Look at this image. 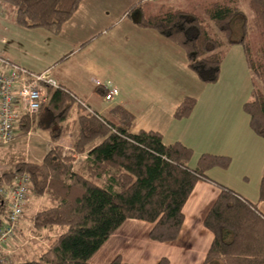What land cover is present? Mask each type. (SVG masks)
<instances>
[{"label": "trees", "instance_id": "obj_1", "mask_svg": "<svg viewBox=\"0 0 264 264\" xmlns=\"http://www.w3.org/2000/svg\"><path fill=\"white\" fill-rule=\"evenodd\" d=\"M11 5L17 23L59 34L82 0H0ZM145 1L134 3L136 23L151 28L187 56V65L203 83H215L221 73L225 39L244 48L253 79L251 98L243 107L250 126L264 138V47L258 60L247 41L248 23L244 11L234 5L214 2L206 12L222 36L213 35L207 19L192 10L172 9L144 15ZM256 26L264 34V0H249ZM144 10V11H143ZM242 30L239 37L237 31ZM256 81H260L262 87ZM100 88V87H99ZM101 93L104 90L100 88ZM47 100L33 116L19 121L21 134L32 125L48 130L55 142L41 161L25 157L10 159L0 174V186L13 183L16 174L30 175L29 192L47 196L46 203L31 214L32 228L46 241L40 253L17 264H93L91 257L127 219L153 223L150 238L159 242L176 240L184 222V204L196 181L207 177L215 165L227 166L229 156L203 153L195 167L189 162L193 148L180 141L165 143L162 132L139 129L135 114L122 104L105 115L91 112L78 96L60 85L46 88ZM197 102L187 95L174 117L191 114ZM72 133L69 145L61 140ZM59 141V142H58ZM68 148V149H66ZM79 159V155H84ZM208 178V177H207ZM264 198V177L260 184ZM7 203L0 193V226L7 217ZM213 241L203 264H264V218L256 204L234 190L222 187L205 217ZM103 264H133L116 257ZM157 264H169L165 257Z\"/></svg>", "mask_w": 264, "mask_h": 264}, {"label": "crops", "instance_id": "obj_2", "mask_svg": "<svg viewBox=\"0 0 264 264\" xmlns=\"http://www.w3.org/2000/svg\"><path fill=\"white\" fill-rule=\"evenodd\" d=\"M138 1H128L121 9H125L127 13V10ZM82 7H84L83 1L77 11ZM105 8L106 15L101 19L105 18L102 22L106 24L105 26H108L113 21L109 18L110 7L106 6ZM157 10L152 11V13H156ZM143 13L146 15V11ZM72 17L63 24L60 33L64 34L72 28L75 32L70 36L74 40L75 35H82L81 29L86 25L77 27L79 23H71ZM107 18H109L108 24L105 21ZM3 19L7 18L0 16V27ZM130 21L132 22L128 23L129 27L126 28V32L123 33L121 28L113 32L110 40H115V42L121 40L124 46L123 49L113 53L115 60L110 62L106 61V53H104L105 44L110 42L101 41L99 38L103 37L104 34L102 33H105V29L100 31L95 29L96 31L92 34L88 33V35L76 41L72 47L73 49L56 55L52 60L53 63H50L51 61L49 63L37 62V60L26 56L25 51L15 50V47L9 44L4 47L0 46V55L34 71L49 70L51 77L59 85L65 86L74 92L102 115L107 114L113 105H124L136 116L137 124L134 131L142 128L155 129L162 132L165 143L180 141L193 148V156L189 162L192 167L197 165L198 159L203 153L230 157L227 166L215 165L210 167L206 170L208 178L201 177L196 181L190 196L184 204V222L180 235L176 240L169 242L155 241L149 235L153 223L143 219L129 218L118 227L90 259L93 264L108 263L116 257L133 264H157L161 258L165 257L169 260V264H203L214 236L212 231L205 226L204 220L218 198L222 187H228L243 198L256 204L264 218V198L260 197V184L264 177V138L258 135L250 126V118L243 105L251 96L247 95L245 91L242 93L244 95L242 98L234 96V93L232 96L226 97L224 93H221L222 91L217 93L213 91V94L206 97H200V95L197 97L198 95H196L197 102L191 114L183 118L174 117V111L183 98L187 95L195 96L196 92L186 87L187 82L195 83L198 81L196 83H199L200 80L188 67L183 72V80H181L179 86L175 82H168V78L164 76L163 71L160 72L162 70L161 65L155 67V71L152 72V59L155 54V58H158L160 52L173 53L174 51H180V49H175L176 46L168 40L166 41L155 30L138 27L135 18ZM45 31L57 36L47 30ZM3 38H0V40ZM99 50L102 54L96 55ZM77 52L81 53V56L77 57L81 61V65L75 66L76 60L74 58ZM129 60H131V65L127 64L125 66ZM222 73L221 68L220 77ZM93 77L114 81L113 84L119 88V93L114 96L113 102L112 100H105ZM122 80H125L126 83H122ZM117 82H120V84ZM201 83L203 87V82ZM123 85L126 86V92L120 91ZM168 86L174 87H172V90L170 88L167 90ZM131 87H133V90L130 89ZM231 88H237L239 92L240 86L237 85ZM136 90L143 97L142 104L147 105L145 111H135L126 101L129 92L134 94ZM152 90L154 93L157 90L166 91L167 93L158 92L153 101L152 98L148 101L146 97L147 95L152 97ZM143 92H147V95H144ZM142 112L151 113L152 124L142 120ZM72 138L73 134L72 136L68 134L63 139V143L69 145ZM78 160L77 157L76 162ZM28 207L29 201L25 204L24 217L21 220L22 226H19L18 232L21 236L27 235L26 230L31 227L32 220L27 216ZM29 232H33L32 229ZM17 237H19L18 233ZM39 239L42 238L39 236V238L32 239L31 242L35 241L34 243L37 245ZM11 245L12 243L9 241L8 246L11 247ZM44 245H46L45 241L42 246L41 244L39 247L37 246L38 252L41 251ZM20 248V251L17 252L18 263L29 256L28 246ZM31 250L33 251V248Z\"/></svg>", "mask_w": 264, "mask_h": 264}, {"label": "rangeland", "instance_id": "obj_3", "mask_svg": "<svg viewBox=\"0 0 264 264\" xmlns=\"http://www.w3.org/2000/svg\"><path fill=\"white\" fill-rule=\"evenodd\" d=\"M82 1L84 7H82V9H80L79 11H77V13L75 12L72 15L73 17L71 19L72 20L71 23L73 22L79 23L77 27L79 25L80 26L86 25V26H83L84 28L81 29L82 35H75L73 38L74 40H72L70 36V34L75 32V30L72 28L68 29L67 27L68 30L66 31V33L64 34L59 33V35L55 34L57 36H53L50 33L43 30L42 28L26 27L24 25L17 23L14 19V10L12 9L13 7H11V5L9 4L0 2V4L2 5V9L0 8V16L2 17L4 16V18H7L1 20L0 38L2 37L4 38L0 40V46L4 47L7 46L6 44H9L11 46H14L15 50L19 49L21 50V52L25 51L26 56L37 60V62L44 61L46 63H49L51 61L50 63H53L52 60L56 57V55H59V53L61 52L65 53L73 49L72 47L75 45L76 41H79L81 38L88 35V33L92 34V32L96 31L95 29H99V31L105 29V33L104 32L102 33L104 34L103 37L102 36L99 37L101 41L110 42L109 44H105L106 46L104 49L105 50L104 53H106L105 58L106 61L109 62L111 60H115L113 58L115 57L113 53H115L117 50L123 49L124 45H123V41L121 40L116 42L115 40H110L112 39L114 30H118L121 28L123 33L126 32L127 31L126 28L129 27L128 23L132 22L130 21L132 20V18H138V16L140 15V11L139 10L134 11L131 16L125 12V9L123 10L121 9L122 7H124V5L127 4L128 1L131 0H82ZM214 2H221L223 4L234 5L239 7L242 11L245 12L248 23L247 41L249 42L252 56L255 57L256 60L262 57L260 53L264 47V34L261 28L256 26L255 14L252 8L250 7L249 0H147L146 4L144 5V9L146 10V15H150L152 11H156L158 8L161 7L162 9H164L163 11L169 10L170 7H172V9H182L187 11L192 10L193 12L202 15L207 19V25L209 27L210 32L213 35L222 36V33L214 25L213 21L210 19V17L206 12V8ZM106 6L110 7L109 18H111L113 21L112 24H108L109 18H107L105 21L107 22L108 26H105L106 24H103L102 22L105 18L101 19V17H104L106 15L105 14ZM80 23H84V24H80ZM137 26L141 27L138 24ZM235 30L238 33L235 35V37H239L242 30H239V27H236ZM164 39L166 41L168 40L171 44H173L169 39L165 37ZM225 41L226 43L223 46L225 53L224 61L222 63L223 73L219 81H217V83L215 82V84L203 83V87L201 80L199 83H196L198 81H196L195 83L187 82L186 87L190 88L191 91L196 92L195 97L196 95H198L197 97H199V95L200 97H206L209 94H213V91L216 93L222 91L221 93H224L226 97L232 96V94L234 93L233 94L234 96L242 98L244 96L242 94L244 93V91L247 95L251 96L250 91L251 88L253 87V79H257V78L255 77L254 73L252 72L251 68L249 67L246 61L244 48L240 43H232L230 42L229 39H225ZM173 45L176 46L175 49L178 50L179 48L180 51H174L173 53L168 51L160 52L161 54L158 58H155L156 55L155 54L154 58L152 59V72L155 67L161 65L162 70H160V72L163 71L164 76L168 78L167 79L168 82H175V84L179 86L181 80H183V76H184L183 72L188 67L187 56L181 47L175 44ZM75 54H76L75 55L76 57L74 58L76 60L75 66H78L81 63V61L77 57L81 56V53L77 52ZM101 54L102 52L100 50L97 51L96 53V55H101ZM127 64L131 65V60L127 61L125 66H127ZM101 81L107 82L108 80L102 79ZM256 82L260 87L263 86L261 85L260 81H256ZM117 83L120 84V82ZM122 83H126L125 80L124 81L122 80ZM237 85L240 86L239 92L237 88L236 89L231 88V87H236ZM126 86L123 85L120 91L126 92ZM172 87L174 86H168L167 90H169V88L172 90ZM130 89L133 90V87H131ZM158 92L167 93L166 91H162V90H157L154 93V91L152 90V97L148 96L147 92L146 93L143 92V93L144 95H147L146 98L148 101H150L151 98L153 101L156 98V94H158ZM132 93L133 92L131 93L129 92V96L126 100L128 102V105L137 112H140L141 110L145 111L147 105L145 103L142 104L143 97L140 96V94H138L137 90L134 92V94ZM221 95L224 96L223 94ZM143 112H142L143 114L142 120L144 121L146 120L147 123L152 124L151 113L150 112L143 113ZM20 132L21 131L19 130L17 136L9 143L0 144V174L3 172L4 169H7L9 167V164L11 162L10 159L14 160L20 157H25L26 159L29 160L41 161L45 153L55 142L54 140H52L48 130H44L35 125H32L26 134H21ZM70 134L72 136V133ZM61 143L65 144L63 143V139L61 140ZM84 156L85 154L79 155L78 158L84 159L85 158ZM28 201H29V207H28L29 211L28 214L27 213L26 214L28 218L32 220L30 218L31 214L34 213L37 208L42 206V204L46 203L47 196L43 195L37 197V196H33L32 194H30V192H28L26 203ZM21 220L18 226H22ZM30 224L31 227L29 228V230L32 229L33 231L32 228L33 222L31 221ZM19 228L15 232V234L18 233L19 237L10 239L12 243L10 247L12 251V255L10 257L11 262H9L10 264L18 263L17 252L20 251L21 249L20 247L23 248L28 246L29 248L28 257L32 258L40 253L38 252L37 249L40 246V244L42 246L45 241L39 239L37 240L39 242L37 243V245H35L34 243L35 241L31 242V240L37 237L39 238V235L34 231L30 233L29 230L27 229L26 230L27 235L21 236V234L18 232ZM31 248H33V251L31 250ZM1 255H3L0 256L1 258L6 257L5 253H1Z\"/></svg>", "mask_w": 264, "mask_h": 264}, {"label": "built area", "instance_id": "obj_4", "mask_svg": "<svg viewBox=\"0 0 264 264\" xmlns=\"http://www.w3.org/2000/svg\"><path fill=\"white\" fill-rule=\"evenodd\" d=\"M93 80L104 90L106 101L119 93V88L111 81L103 82L97 77H93ZM48 86H60L49 70L34 71L0 55V144H7L17 136L21 118L33 116L40 110L47 100L45 88ZM78 101L89 111H96L82 98L78 97ZM29 183L30 175L19 172L12 184L0 186V193L5 197L8 207L7 217L0 226V256H3L1 253L6 254V257H0V264L11 262L12 251L8 242L17 237L15 232L24 215Z\"/></svg>", "mask_w": 264, "mask_h": 264}]
</instances>
